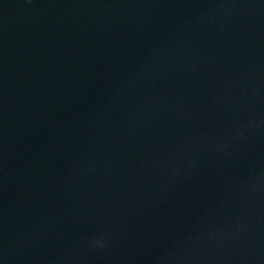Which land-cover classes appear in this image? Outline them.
Instances as JSON below:
<instances>
[{"label":"water","instance_id":"water-1","mask_svg":"<svg viewBox=\"0 0 264 264\" xmlns=\"http://www.w3.org/2000/svg\"><path fill=\"white\" fill-rule=\"evenodd\" d=\"M0 264H264V0H0Z\"/></svg>","mask_w":264,"mask_h":264}]
</instances>
